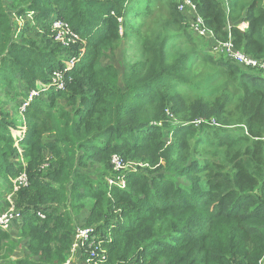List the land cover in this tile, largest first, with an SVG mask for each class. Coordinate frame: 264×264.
<instances>
[{
    "label": "trees",
    "instance_id": "16d2710c",
    "mask_svg": "<svg viewBox=\"0 0 264 264\" xmlns=\"http://www.w3.org/2000/svg\"><path fill=\"white\" fill-rule=\"evenodd\" d=\"M155 1L0 0V92L21 83L38 93L29 103L23 96L19 123L0 108V181L12 189L26 176L14 204L28 254L0 264H63L75 224L68 210L51 204L64 208L69 197L77 213L91 202L81 226L96 236L102 264H264V78L197 50L175 4L177 30L162 43L184 41L185 56L167 66L160 51L146 73L144 64H133L126 91L113 68L100 63L104 52L135 34L133 22L147 19ZM192 2L216 41L230 35L236 50L264 61V0ZM12 15L19 21L31 15L47 32L38 37L42 44L24 32L15 41ZM55 20L79 40L56 42ZM193 56L203 64L190 72ZM56 75L61 87L53 83ZM179 85L194 89L191 100L174 96ZM170 103L178 126L167 123ZM46 134L55 140L45 141ZM202 147L216 155L199 162ZM46 151L54 164L43 172ZM115 155L145 165L125 173L124 190L107 186ZM87 162L104 167L96 182L81 172ZM162 168L186 184L161 175ZM15 248L0 229V253ZM83 255L78 264H86Z\"/></svg>",
    "mask_w": 264,
    "mask_h": 264
},
{
    "label": "rangeland",
    "instance_id": "374dc122",
    "mask_svg": "<svg viewBox=\"0 0 264 264\" xmlns=\"http://www.w3.org/2000/svg\"><path fill=\"white\" fill-rule=\"evenodd\" d=\"M176 0H156L155 3L152 5L151 12L148 14L147 19H138L137 21H134L133 24L136 27L135 34H132L128 36L126 39H123L119 45L116 47L115 50H108L104 52V55L102 56L100 63L103 67H112L116 74L115 83H117V86L122 90L126 91L127 88V77L131 72V68L133 64L136 63H142L144 64V70L145 73L148 72L150 69H152L158 62V54H160L161 51V58H164L165 64L168 66L175 62L178 58L181 56H185L188 53L189 45H186L184 41H176L175 43L171 42H164L162 43L163 38L171 32H174L177 30V27L174 23V16L171 13V7L172 4H175L177 7V3H175ZM140 12L143 11V6L139 9ZM183 17L182 21V28L185 30L188 34V19L185 14L181 15ZM15 18V22L13 24L14 27V34L13 38L15 41L19 40V36L24 32L25 37L32 38L36 40L38 43L42 44L40 39H38L39 36H41L43 33L46 34L47 32L42 27H38L35 24V21L31 17V15L27 16V18H23L19 21V18H17L15 15H12ZM238 27L245 29V25L243 23H237ZM26 29V30H25ZM53 32V31H52ZM55 33V32H53ZM192 36V35H191ZM192 40L194 45L196 46L197 50H201L202 52L208 54L209 56L213 58H222L220 55L216 54L215 51H213V43L211 40L207 39H200L195 36H192ZM58 42V41H56ZM224 61V59H223ZM203 63L200 62L195 56L192 57L191 61L189 62L190 72H194L197 68V65H202ZM70 65V62H69ZM199 70V68H197ZM207 71V70H206ZM249 76H257L264 78V75L262 76L261 73L255 70H249L247 71ZM260 75V76H259ZM189 78L191 76L189 75ZM174 96L183 97L185 100H191L194 95V89H190L187 85H179L176 87V89L172 90ZM30 91L26 89V87L19 83L15 85L14 90L10 91L9 89H5L4 91L0 92V108H2L5 112L9 113L10 116L14 118L17 123L21 121V116L19 113V106L22 102L23 96L27 97L29 96ZM60 106H62L66 111H69L70 108L66 106L65 102L60 101ZM172 104L170 103L167 107V123H169L172 126H178L180 125V121L171 113L170 107ZM215 121H212V124ZM161 126V123H160ZM232 129L235 133L238 132V126H232L229 127ZM164 141L169 145L172 140L170 137L167 136V129H164ZM241 133V131H239ZM13 136L16 135V133H12ZM45 141H53L55 140V136L53 134H46L44 137ZM194 146V141L190 142L191 149ZM216 155V152L214 149H207L205 147H202L198 150L197 153H195V157L199 162H205L206 160H211ZM222 158V153H221ZM53 156L50 152L46 151L43 154V164L41 165V170L43 172L48 171L51 166L54 164L53 162ZM13 162H16L13 160ZM109 163L111 164V158ZM87 167L85 169H82L81 172L88 176V178L92 182H96V180L99 177V174L104 172V167L102 164L97 162H87ZM125 170L123 173L130 172L131 170H144L145 166L141 163H138L136 161H128L124 163ZM141 165V166H140ZM163 166L164 163H161ZM80 172L79 170H77ZM151 177L156 176L157 173H153V171L147 172ZM161 175L170 176L172 178H175L176 181L179 184L185 185L186 182L183 179H180L176 177L174 174L166 171L165 168H162L159 172ZM109 177L106 178V180ZM96 188V186H95ZM0 204L2 206L1 212H5L8 208V202L7 198L10 197V200L12 201L11 193L12 189L9 188L7 185H4L0 181ZM4 202L7 203V206L4 205ZM15 202V199H14ZM90 201L87 202V205H90ZM74 201H72V198H68L66 205L64 208L59 207L56 204H51L53 208H56L60 210V212L68 210L69 216L74 220L75 226H81L83 223L84 218H86L89 215V207L87 206L85 210L77 213L76 210L73 209ZM20 224H14L6 229H1L2 231L6 232L9 236V242L11 244H14L16 248L14 249L13 253H0V263L4 262H13L15 260H19L22 258H25L28 254L26 251L27 246V240H24L23 237H21L20 234ZM2 258V259H1ZM4 258V259H3ZM158 264H162V262H159Z\"/></svg>",
    "mask_w": 264,
    "mask_h": 264
},
{
    "label": "built area",
    "instance_id": "2783aa9c",
    "mask_svg": "<svg viewBox=\"0 0 264 264\" xmlns=\"http://www.w3.org/2000/svg\"><path fill=\"white\" fill-rule=\"evenodd\" d=\"M175 2L177 3V10L179 14L186 15L188 19V29L193 36L200 39L211 40L214 47L213 51L223 57L224 60L228 61L231 65L245 69L246 71L255 70L264 75V61L257 60L251 56L245 55L242 51L236 50L231 43L230 35L227 42H218L214 39L213 34L206 29L203 20L199 16H197L196 6L192 2V0H176ZM52 31L55 32V41L64 42L65 39H67V41L75 43L79 40L76 35L72 34L69 31V28L63 21L55 20L52 23ZM70 66H73L72 61L70 62ZM53 83L59 85V75H56ZM59 86L61 87V85ZM36 96H38L37 92L30 91L29 96L27 97V102H31L32 99ZM26 105L27 104L23 105L21 112ZM111 165L112 170L115 174L114 176H111L107 179V186L109 188L117 187L124 190L126 188L125 173H123V171L125 170L124 163L121 161L119 156L115 155L111 157ZM131 171L135 172L137 170ZM26 184L27 179L25 174L23 173L13 182L11 196L15 195L17 189L20 186L25 187ZM7 202L9 208L0 215V229H6L21 220L20 213L17 211L14 204V197H12V201L10 200V197L7 198ZM36 215L40 219H44L43 213L38 212ZM71 241L72 242L70 250L68 252V256L63 264H78L80 262V259L84 256V252L87 253V256H85L86 264L103 263L105 254L103 252L97 253L95 251V248H93V244L94 242H96V236L93 235V231L90 228L75 226Z\"/></svg>",
    "mask_w": 264,
    "mask_h": 264
},
{
    "label": "crops",
    "instance_id": "0c3cea01",
    "mask_svg": "<svg viewBox=\"0 0 264 264\" xmlns=\"http://www.w3.org/2000/svg\"><path fill=\"white\" fill-rule=\"evenodd\" d=\"M260 76V75H259ZM263 76V75H262ZM73 264H75V263H73Z\"/></svg>",
    "mask_w": 264,
    "mask_h": 264
}]
</instances>
